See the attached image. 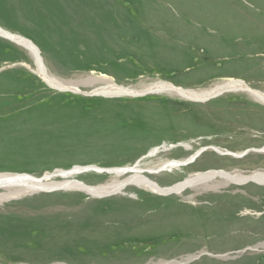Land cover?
I'll return each instance as SVG.
<instances>
[{"label": "rangeland", "instance_id": "1", "mask_svg": "<svg viewBox=\"0 0 264 264\" xmlns=\"http://www.w3.org/2000/svg\"><path fill=\"white\" fill-rule=\"evenodd\" d=\"M0 28L80 89L49 86L30 50L0 36V173L89 166L69 178L96 186L109 169L139 166L171 187L197 172H264V101L247 91L83 94L107 82L198 91L228 80L264 93V0H0ZM5 192L0 264H264V183L251 179L215 175L168 194L136 184L101 197Z\"/></svg>", "mask_w": 264, "mask_h": 264}, {"label": "bare ground", "instance_id": "2", "mask_svg": "<svg viewBox=\"0 0 264 264\" xmlns=\"http://www.w3.org/2000/svg\"><path fill=\"white\" fill-rule=\"evenodd\" d=\"M6 37H8L10 40L14 41L17 44H20L27 49L30 50L32 53L35 63L37 66L36 71L42 79H44L47 84L51 87L57 88V89H70L72 91H80V89L76 86L66 85L62 81L58 80L54 76H51L47 73V70L41 60V57L38 53V50L33 47L28 41H25V39H22L18 37V35L13 34H4ZM234 91V90H244L252 95H254L257 99L264 101V93L256 90L250 89L247 85H245L242 81L237 80H228L225 82H219L215 84L214 86L205 89V90H187V89H181L174 87L173 85L158 81L151 83L147 85L142 90H135L130 87H125L122 85H117L112 82H107L95 89H93L91 92L93 93H101L105 95H143L146 93H158V92H176L182 97L191 99V100H199L203 101L208 98L214 97L218 94H221L224 91ZM153 153V151L151 152ZM195 156H192L189 161L193 160ZM177 164V162L174 161H168L165 162L162 166L163 167H169ZM89 166H74L71 169L68 170H57L54 173H46L43 177L36 178L31 175L25 174V175H17V174H2L0 173V188H5L6 192L3 193L1 197H9L12 195H18L20 193H24L26 191H40V190H54V189H60V188H76L80 190H84L87 193H90L94 196L101 197L103 195H107L110 193L117 192L121 190L125 185L127 184H136L138 186H143L145 188L150 189L151 191L158 193V194H168L172 191H181L182 189L197 185L201 183H206L211 178H213L215 175L220 176V179L223 178L229 183H238L241 184L242 182H245L247 180H253L257 182L264 183V172L260 171H254L250 174H242V173H230L223 170L220 171H206V172H197L193 175H190L183 181L176 183L175 185L171 187H161L159 186L155 181L151 180L147 175L143 173V169L139 166H134L128 169L125 168H112L109 169V172H113L115 176L113 178L105 183V184H99L96 186H90L86 185L81 181H78L74 178H69L70 175L73 173H76L80 170L87 169ZM130 170L132 173L124 178L120 179L122 175H124V172ZM126 174V172H125ZM55 175H60L64 179L61 181H55L51 180V178ZM217 177V176H216Z\"/></svg>", "mask_w": 264, "mask_h": 264}, {"label": "water", "instance_id": "3", "mask_svg": "<svg viewBox=\"0 0 264 264\" xmlns=\"http://www.w3.org/2000/svg\"><path fill=\"white\" fill-rule=\"evenodd\" d=\"M4 34H12V33H9L8 31H6V30H4V29H2V28H0V36H4V37H6V35H4ZM14 35V34H13ZM18 37H20V36H18ZM6 38H8V37H6ZM20 38H22V37H20ZM22 39H24V38H22ZM25 41H28V40H26L25 39ZM28 43H30L29 41H28ZM33 47H35L32 43H30ZM36 48V47H35ZM44 80V79H43ZM45 81V80H44ZM46 82V81H45ZM47 83V82H46ZM54 88V87H53ZM177 88H180V87H177ZM57 89V88H56ZM58 90H61V91H72V90H70V89H58ZM73 92H78V91H73ZM83 94H85V95H90V96H95V95H100V96H120L121 94H118V95H105V94H101V93H93V92H88V93H83ZM127 95H129V94H127ZM131 95V94H130ZM144 95V94H143ZM132 96H139V95H132ZM17 174V173H16ZM17 175H21V174H17ZM22 175H25L24 173H22Z\"/></svg>", "mask_w": 264, "mask_h": 264}]
</instances>
